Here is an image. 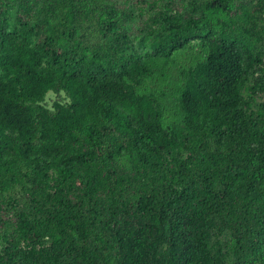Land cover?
I'll return each mask as SVG.
<instances>
[{
    "label": "trees",
    "instance_id": "trees-1",
    "mask_svg": "<svg viewBox=\"0 0 264 264\" xmlns=\"http://www.w3.org/2000/svg\"><path fill=\"white\" fill-rule=\"evenodd\" d=\"M234 1L162 0L135 40L121 0H0V264H264V0ZM194 41L167 131L137 85Z\"/></svg>",
    "mask_w": 264,
    "mask_h": 264
},
{
    "label": "rangeland",
    "instance_id": "rangeland-1",
    "mask_svg": "<svg viewBox=\"0 0 264 264\" xmlns=\"http://www.w3.org/2000/svg\"><path fill=\"white\" fill-rule=\"evenodd\" d=\"M120 1V0H119ZM123 1L132 14L129 19V28L134 34V39L139 40L142 32L147 33V26L154 25L156 19L163 17L159 11V5L162 0H121ZM168 1V0H167ZM175 3L179 0H169ZM238 0L234 1L236 5ZM183 3V0H180ZM183 5V4H182ZM226 15L224 12L217 14L213 18V23L216 28H219L218 21L224 20ZM159 21V20H158ZM208 50L200 41H194L186 50H178L174 53L170 62L160 70L153 71L148 77L142 79V82L137 85V91L140 94H151L156 100L157 105L162 112V124L167 131H171L174 127L182 125L183 111L180 107L179 99L186 85L187 74L189 70L198 64L202 63L207 56ZM264 71V66H263ZM257 80L264 82V73H257ZM264 96V92L261 93ZM264 101V97L255 98L253 107L256 109L260 102ZM60 102L69 104L70 99L64 92L54 93L49 92L43 103L45 107L54 111V104ZM121 163L127 168L132 167L133 161L129 158H120ZM203 227H192V232L197 234L198 231L205 230L206 235L212 239L216 238L215 220L213 218L206 219L202 222ZM47 247L51 243H47Z\"/></svg>",
    "mask_w": 264,
    "mask_h": 264
}]
</instances>
